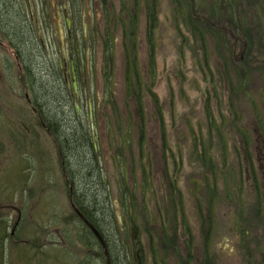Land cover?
<instances>
[{
    "label": "rangeland",
    "instance_id": "rangeland-1",
    "mask_svg": "<svg viewBox=\"0 0 264 264\" xmlns=\"http://www.w3.org/2000/svg\"><path fill=\"white\" fill-rule=\"evenodd\" d=\"M235 1L258 32V10ZM149 8L156 21L150 32ZM131 12L135 60L124 48L121 24ZM67 30L76 42L69 43ZM13 33L19 49L8 38ZM234 40L237 67L256 65L249 96L233 99L249 143L223 124L229 99L212 82L215 68L224 67L217 42L195 41L172 0H0V264H106L74 211L77 197L98 209L93 218L108 239L112 264H129L127 254L134 261L137 250L141 264H264V128L257 119L264 121L263 59ZM76 44L78 93L60 69ZM220 47L230 65L227 44ZM32 105L65 127L89 128L101 162L96 177L82 170V151L67 155V173L49 122H38ZM73 106L82 115L76 123ZM126 186L129 214L119 192Z\"/></svg>",
    "mask_w": 264,
    "mask_h": 264
},
{
    "label": "trees",
    "instance_id": "trees-1",
    "mask_svg": "<svg viewBox=\"0 0 264 264\" xmlns=\"http://www.w3.org/2000/svg\"><path fill=\"white\" fill-rule=\"evenodd\" d=\"M196 1L172 0L173 4L175 5V17L178 20L182 21L183 25L187 28V30L191 32L192 37L195 41L200 40V43L206 45V41L208 40V38H214V40L217 42L218 44L217 54L223 59L224 67L222 69L218 67L215 68L214 71L215 74L212 76V82L214 84L215 90L220 91L221 89H223L224 90L223 93H226V98L228 97L229 99L227 109L229 110L230 115L227 114L228 113L227 110L226 112L227 116L223 117V124H225L226 121L230 129L231 128L237 129L239 133V138H241L243 142L249 143L248 140L250 139V133L249 131L240 127L241 118L238 115L239 106H237L234 103L233 99L235 100L238 96H241V94H243L246 97L249 96V93H251L250 84L253 78L252 77L250 79L251 75H253L252 66L255 67L256 65L255 63L251 65L246 64V65H242L243 67L241 69L238 68L234 62V47H233L234 44L233 42H232L233 45L229 44L230 42L229 40L230 39L233 40V38H235V40L239 39L237 42H241V43L247 42L246 44H247L248 52L251 50L256 52L257 50L255 54L257 56L260 54L261 56L259 55L258 57L260 58L262 57L263 59V67L258 72L260 73V76L264 79V22L261 23V20L262 21L264 20V0H243L244 2L247 3V6H250V8L256 11L258 10V12L260 13L257 21L258 24L257 27L259 28L258 32H256V29L254 30V28L253 30H250L248 28L247 24L249 21L244 16V13L239 11L240 10L239 4H241L238 3L239 1L227 0L225 4L226 5L228 4V9L226 11H223L222 9V0H213V2L209 0H202V3L201 0H196ZM136 20L137 18L135 13L131 12L128 18L121 21V24L124 29V38H125L124 48L127 51L128 56L130 58H133V60H135L136 58V51H135L136 45L134 38L135 31L137 30ZM149 23L150 26H148V32L152 30L154 31V29L156 28V21H155V12L153 11L152 8H149ZM18 37L19 36L16 33L9 34L8 36L10 43L14 47L17 46L16 47L17 49H19L18 47L19 44L17 45ZM128 41L130 43L129 45L127 44ZM221 42L227 44L228 46L227 51H229L228 54L231 56L230 59L233 57L231 59L232 62H230L232 69L226 60L225 54L221 50L220 47ZM256 46H258V48ZM111 49L112 47L109 46L106 47V52L108 55L111 52ZM204 51L205 54L208 55L209 51L207 49V46L204 47ZM27 71L31 72L30 69L28 68ZM211 72L213 71L211 70ZM34 91L35 90H33V92ZM137 97L140 96L137 95ZM249 99L252 101L251 104H254L255 107L256 106L258 107V104H256V101L254 100L253 97H249ZM75 102L76 101L73 98L72 103L74 104ZM216 103L218 109H221L223 107L224 103L222 102V99H220L218 95H217ZM39 106H41L40 103ZM225 106H226V101L224 107ZM73 111H74L73 119L76 123V120H80V118H82L81 117L82 115L77 112L75 106H73ZM41 114L43 115V113ZM41 118L42 120L46 119V121L49 122V126H48L49 133L55 139L56 148L58 149L59 155L61 157V163L64 164L65 169L67 168L66 169L67 173L70 174V169H69L70 166L68 165L67 162V155L69 154L75 155L76 153L74 152H78L79 154L82 151V154L84 155V157L82 155L80 157L81 163H84L81 165L82 170L85 171L92 178L96 177L101 162L100 159L98 158L97 152L95 151L93 137L89 128L86 132H84L79 130L77 125H72V128H69L68 126L65 127L63 120L61 118H58L57 115L55 116L51 115L48 118L46 117L43 118L41 116ZM257 119L262 122L264 128V121L260 115L257 116ZM87 122L88 123L90 122L88 117H87ZM222 127L223 126H219L217 123L216 125H214V128L218 131V135L220 136V139L223 140L224 142L225 134L221 132ZM201 152L203 153V154L201 153L202 158L207 159L210 157V155H208L207 148H204L203 151ZM246 153L248 154V149ZM125 181L126 183H128V180L125 179ZM119 192L123 202L126 204L125 208L123 209V212L125 214H129L133 206V202L131 200L132 192L129 191L128 186H126V190L121 187ZM83 199L84 197L74 198L80 211L85 215V217H87L95 225V227L104 236L100 226L93 218L94 213L98 215V209H96V207L94 208L87 207L86 205L87 200H83ZM128 206H130V208ZM112 219H114V217H112ZM130 224L135 225V222L132 221L130 222ZM116 228L117 230H119L118 227ZM104 238L109 246L108 239L105 236ZM162 242L163 240H160L159 244H162ZM3 250H4L3 243L0 236V256L2 255V257L4 255ZM126 259L129 262V264H139L137 259L135 258L136 260L133 261L129 254H127Z\"/></svg>",
    "mask_w": 264,
    "mask_h": 264
},
{
    "label": "flooded vegetation",
    "instance_id": "flooded-vegetation-1",
    "mask_svg": "<svg viewBox=\"0 0 264 264\" xmlns=\"http://www.w3.org/2000/svg\"><path fill=\"white\" fill-rule=\"evenodd\" d=\"M26 5H27V3L23 4V7L24 6L26 7ZM66 11H67V9L64 10V13H66ZM67 37H68L69 43H71V44L74 41L75 42L77 41V39L73 40L74 34L70 30H67ZM41 43H42V46H45L43 42H41ZM77 47L78 46L76 44L75 55L74 54H69L68 57H67L68 59L64 57L62 59V62L60 63V69L63 71V80H64V84L66 86H67V84L70 83V81L72 82V85H73V82H74V80H73L74 71H75V75H76L77 81L80 80L81 76H82V70H81V67L79 66L81 64V60L79 58V52L77 50ZM72 64H74V66H75V70L74 71L72 70ZM27 98H28L29 103L31 104V100H30L29 96H27ZM32 110L38 116V122H39L41 116H40L38 107L36 105H32ZM259 251H261V250L260 249H255L254 254L257 255V256H260L261 252H259ZM132 253L133 252H131V254ZM136 259H137L138 263L141 264V262L139 260L140 259V251H138V250L136 251ZM255 262H257V261L253 260L250 264H255Z\"/></svg>",
    "mask_w": 264,
    "mask_h": 264
},
{
    "label": "water",
    "instance_id": "water-1",
    "mask_svg": "<svg viewBox=\"0 0 264 264\" xmlns=\"http://www.w3.org/2000/svg\"><path fill=\"white\" fill-rule=\"evenodd\" d=\"M67 24H68V26L70 25L69 19L67 20ZM72 70L74 71V66L73 65H72ZM73 80H74V82H73L74 91H75V93H78V87H77V82H76L75 71H74ZM90 120H91V124H92V127H93V115H92V113H90ZM72 192H73V190L71 189V193ZM72 206L74 208L75 213L85 223V225L91 230V232L95 235L96 239L100 243V246H101L102 251L104 253V258H105L106 264H112L107 243L105 242V240H104L103 236L101 235V233L97 230V228L95 226H93V224L80 212V210L73 203H72Z\"/></svg>",
    "mask_w": 264,
    "mask_h": 264
},
{
    "label": "bare ground",
    "instance_id": "bare-ground-1",
    "mask_svg": "<svg viewBox=\"0 0 264 264\" xmlns=\"http://www.w3.org/2000/svg\"><path fill=\"white\" fill-rule=\"evenodd\" d=\"M94 235V234H93ZM102 235V234H101ZM95 236V235H94ZM103 236V235H102ZM96 238V237H95ZM104 238V237H103ZM104 240H105V238H104ZM98 241V240H97ZM105 242H106V240H105ZM107 243V242H106ZM107 246H108V243H107ZM108 250H109V247H108ZM109 253H110V250H109ZM111 255V254H110Z\"/></svg>",
    "mask_w": 264,
    "mask_h": 264
}]
</instances>
